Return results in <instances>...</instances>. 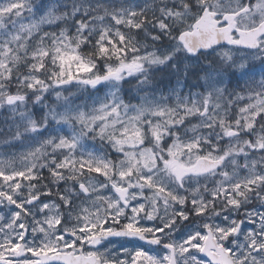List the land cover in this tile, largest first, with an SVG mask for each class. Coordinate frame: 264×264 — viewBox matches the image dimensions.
<instances>
[{
    "label": "snow or ice",
    "instance_id": "6c2138e0",
    "mask_svg": "<svg viewBox=\"0 0 264 264\" xmlns=\"http://www.w3.org/2000/svg\"><path fill=\"white\" fill-rule=\"evenodd\" d=\"M0 264H264V0H0Z\"/></svg>",
    "mask_w": 264,
    "mask_h": 264
},
{
    "label": "rangeland",
    "instance_id": "374dc122",
    "mask_svg": "<svg viewBox=\"0 0 264 264\" xmlns=\"http://www.w3.org/2000/svg\"><path fill=\"white\" fill-rule=\"evenodd\" d=\"M167 79H163V82H162V87H166L167 86V83H166ZM166 83V84H165ZM91 90H89L90 92ZM103 90H101V94H102ZM88 96V92H85L83 93V95L80 97V100H83L85 99L86 97ZM80 102V101H78Z\"/></svg>",
    "mask_w": 264,
    "mask_h": 264
},
{
    "label": "flooded vegetation",
    "instance_id": "af4514ba",
    "mask_svg": "<svg viewBox=\"0 0 264 264\" xmlns=\"http://www.w3.org/2000/svg\"><path fill=\"white\" fill-rule=\"evenodd\" d=\"M164 79H167L166 77H164ZM129 246H131V245H129Z\"/></svg>",
    "mask_w": 264,
    "mask_h": 264
}]
</instances>
